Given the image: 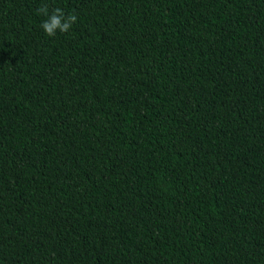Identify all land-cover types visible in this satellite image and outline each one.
<instances>
[{
  "label": "trees",
  "instance_id": "trees-1",
  "mask_svg": "<svg viewBox=\"0 0 264 264\" xmlns=\"http://www.w3.org/2000/svg\"><path fill=\"white\" fill-rule=\"evenodd\" d=\"M0 241H264V0H0ZM0 264H264V242H0Z\"/></svg>",
  "mask_w": 264,
  "mask_h": 264
},
{
  "label": "clouds",
  "instance_id": "clouds-1",
  "mask_svg": "<svg viewBox=\"0 0 264 264\" xmlns=\"http://www.w3.org/2000/svg\"><path fill=\"white\" fill-rule=\"evenodd\" d=\"M38 14L47 18L41 23L40 27L49 37L55 36L57 31L67 33L77 21V16L73 13L66 14L63 9L56 7L49 9L47 3H42L36 10Z\"/></svg>",
  "mask_w": 264,
  "mask_h": 264
}]
</instances>
